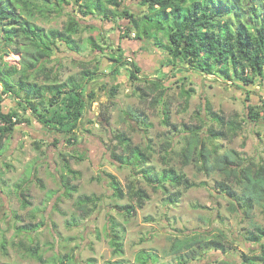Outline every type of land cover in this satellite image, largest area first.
Segmentation results:
<instances>
[{"label":"rangeland","instance_id":"obj_1","mask_svg":"<svg viewBox=\"0 0 264 264\" xmlns=\"http://www.w3.org/2000/svg\"><path fill=\"white\" fill-rule=\"evenodd\" d=\"M125 4L136 14H142L148 9L142 0H124V6ZM72 6L65 5L67 9L64 8L60 14L31 16V20L46 29L62 28L69 19L67 12ZM86 19L81 23L86 24L87 21L92 28L75 35L82 46V52L76 53L60 45L50 61L43 60L39 65L46 66L45 73L50 74L47 78L41 73V83L52 79L55 74H58L60 80H64L84 67L97 72L96 78L90 83V89L97 92L96 99L87 108L86 118L81 123L75 143H69L65 133L45 128L32 116L29 122L19 124L17 130L5 140L3 148L0 147V264H41L28 254L33 245L40 247V252L51 264L57 257L64 264H141L138 256L143 251L150 254L141 257L151 256L155 259L149 260L148 264H220L221 260L233 259L237 254H252L253 249H258V245L246 241L245 236L249 234L252 222L264 226V206L257 205L251 218L246 216L243 207L241 211L233 213L229 206L235 198H230L220 190L218 183L223 179V174L218 170L207 175L199 172L194 163L183 166L175 153L169 155L171 162L166 164L163 161L161 143L165 140V135H170V131L162 121V107L154 102L156 92L149 87L155 86L158 80L167 75L164 80L167 86L165 100L170 102L172 121L181 127L184 124H199L201 116L210 117L208 111H199L206 98L214 111L223 113L227 118L244 120V129L237 137L217 141L219 151L236 149L249 159L264 162V86L244 85L243 88H238L229 80L205 72L175 73L172 65L169 67L170 64L166 62L167 51L160 49L163 45L155 46L153 38L151 41H144L150 51L159 54L161 61L162 70L157 71L153 84L144 79L137 82L132 80L128 71L131 66L125 59H119L118 73L115 75L111 54L115 57L120 53L118 47L123 42L129 45L134 40L131 37H121L125 28L123 21L113 26L110 22L90 16ZM245 20L250 23L253 18L247 14ZM230 26L236 29L234 22ZM142 28L141 25L140 28L131 30V36L138 37ZM1 34L3 31L0 30V38ZM91 36L103 48H107L106 58L101 50H92L88 43ZM21 48V51H13V47L2 49L0 45V65L3 71L22 67V59L28 57L25 54L28 46ZM129 55L124 52L126 58ZM54 66L57 67L55 72ZM166 71L168 72L165 73ZM19 75L16 73L11 77L14 82ZM100 84L107 87L101 88ZM113 86L117 88L114 92L111 90ZM142 87L148 93L144 102L139 96L142 90H138ZM191 87L195 91L188 98L184 91ZM2 89L0 81L2 105L5 111H9L17 104ZM44 99H37L39 109L45 105ZM251 105L263 111L262 118L258 117L256 121L247 118ZM137 107L146 111L148 121L152 124L148 133L139 129V124L135 121L128 117L124 119V111ZM101 112L106 113L108 121H104ZM24 116L28 117V114L25 113ZM121 131L126 132L134 144L145 146L152 140L156 153L144 167H153V171L159 174L165 167L174 165L199 185L184 191L176 204L168 203L167 194L162 189L154 190L145 178L134 175L129 167L113 163L108 147L114 143V134ZM172 136H175V150L178 151L183 145L181 140L184 136L175 133ZM56 138L60 142L54 145ZM35 140L43 142V153L34 144ZM73 155L76 157L73 158ZM80 155L85 157L80 160L77 158ZM64 160L69 161L70 168L78 173L73 175L64 168ZM106 172L116 176L125 192L128 191L127 184L132 181L136 186L145 188L150 194L145 206L137 207L131 215L119 212L115 208L116 204H125L128 210L137 205L136 199L130 200L128 196L122 199L114 197L109 178L104 174ZM63 176H75L67 182L78 186L77 190H71V195L65 193ZM24 180V188L31 202L27 207L23 206L20 196L19 185ZM233 186L238 192L237 197H241L243 185L233 183ZM84 194L100 197L99 206L93 211L94 204L85 201L89 206L87 215L79 207V200ZM74 220L78 225H73ZM30 223L34 225L22 231L18 229V226ZM111 227L115 230H111ZM221 231L225 236L223 240L227 252L220 248L212 249L205 258L188 262H182V256L168 254L172 242L170 238H174L176 234L183 236L199 233L213 237ZM114 232L119 233L122 242L123 251L120 253L115 251ZM232 255L235 256L230 257Z\"/></svg>","mask_w":264,"mask_h":264},{"label":"trees","instance_id":"obj_2","mask_svg":"<svg viewBox=\"0 0 264 264\" xmlns=\"http://www.w3.org/2000/svg\"><path fill=\"white\" fill-rule=\"evenodd\" d=\"M142 3L148 9L142 14H136L127 4L124 6V0H0V30L3 31L0 38L1 48L13 47V51H21V47L28 46L27 53L25 50L28 57L22 59L23 65L20 69L14 67L5 72L0 65L2 91L17 104L16 107L5 111L0 94L1 149L10 134L17 130L18 125L29 122L32 116L52 132L65 133L69 143L73 144L77 140L87 108L96 99L97 92L90 90V83L96 78L97 72L84 67L64 80H60L58 74H55L52 79L41 83L39 75L44 73L49 78L50 74L45 73L46 66L39 65L43 60L50 61L56 50L60 49V45L70 51L81 52L82 46L75 35L84 29L92 28L87 21L86 24L81 23L83 19L87 20L88 16L105 20L113 26L123 21L125 28L121 37H131V30L142 25V32H138V37L150 40L153 38L155 46L163 45L160 49L167 51L166 62L172 65L175 73L205 72L229 80L238 88H243L244 85L264 86V0H142ZM65 5L73 6L67 12L69 19L62 28L46 29L31 20V16L35 15L60 14L64 8L67 9ZM247 14L253 18L250 23L245 20ZM233 22L236 29L230 26ZM88 43L93 51L101 50L105 54L102 44L94 37H89ZM110 59L118 62L119 59H125V56L121 52L115 57L111 54ZM126 62L131 66L130 70L128 69L130 78L137 82L142 78L141 68L132 59L127 58ZM117 65L114 64L115 75L118 73ZM55 70L57 67L54 66L53 72ZM16 73L20 75L14 82L11 77ZM31 77L33 79H30ZM145 82L153 84L154 79ZM103 85L105 84H100V87H107ZM149 88L156 92L154 102L162 107V121L170 131V135H165V140L161 143L163 161L168 164L171 162L169 155L175 153L183 166L194 163L199 172L207 175L218 170L223 174V179L218 183L220 190L230 198H235L229 206L231 212L241 211L243 207L246 216L251 218L257 205L264 206V162L249 159L236 149L220 152L217 143L219 139L233 140L237 137L244 129V120L227 118L223 113L214 111L211 102L206 98L199 111H208L210 117L201 116L199 124H184L183 128L171 119L170 102L165 100L167 86L164 79L161 78L155 86ZM139 89L142 90L139 96L144 102L147 100V90L145 87ZM111 90L114 92L117 88L113 86ZM193 91L195 89L191 87L184 92L190 98ZM43 98L46 102L40 110L37 103ZM262 112L258 107L251 105L247 118L256 121L258 117H263ZM25 113L28 117H23ZM101 117L108 121L106 113L101 112ZM126 117L138 123L139 129L148 133L152 124L143 108L127 109L124 111V119H127ZM171 133L184 136L181 140L183 145L178 151L175 150V136ZM112 140L114 143L108 147V151L113 163L120 167H129L134 171V175L145 178L154 190L162 189L167 194L168 203L176 204L184 191L199 185L174 165L165 167L159 174L153 171V167H144L156 153L152 140L145 146L134 144L132 138L123 131L114 134ZM55 141L54 145L60 142L57 138ZM42 143L41 140L34 141L41 153L44 152ZM84 157L85 155L77 156L80 160ZM64 165L73 175L78 173L70 168L69 161L64 160ZM104 174L109 178L114 197L122 199L128 196L130 200L136 199L137 205L128 210L125 204H116L115 208L119 212L131 215L137 207L143 208L150 199L149 192L142 186H136L134 181L127 184L128 191L125 192L115 175L108 172ZM74 177L63 176V188L67 195H71V190L78 188L77 184H68ZM25 183L24 180L19 187L23 206L27 207L31 202L24 188ZM233 183L243 185L241 197H237L238 192ZM170 188L174 190L171 191ZM86 200L94 204L95 207L91 210L93 211L99 206L100 197L84 194L80 198L79 207L85 215L89 213ZM33 225L24 224L18 226V229L22 231ZM73 225H78L76 220ZM251 225L245 240L252 245H258V249H253L252 254L242 253L241 258L244 263L264 264V226L254 222ZM111 230L115 229L111 227ZM224 237L222 231L213 237L199 233L183 236L176 234L174 238H170L172 242L168 254L182 256V262H188L200 257L205 258L212 249L220 248L227 252ZM113 244L117 253L123 251L117 232H114ZM39 248L37 245L30 246L28 254L41 264H51ZM148 254L150 253L146 251L139 253L137 259L141 264H148L149 260L155 261L151 256L145 257ZM57 258L61 260L60 257ZM57 258L52 264H64ZM219 263L235 264L228 260H221Z\"/></svg>","mask_w":264,"mask_h":264},{"label":"crops","instance_id":"obj_3","mask_svg":"<svg viewBox=\"0 0 264 264\" xmlns=\"http://www.w3.org/2000/svg\"><path fill=\"white\" fill-rule=\"evenodd\" d=\"M137 36H138V34H137ZM131 39L134 41L129 42V45H126V44H124L125 42H123V45L119 46L118 49L124 50V52L129 53L130 55L128 58L134 60L136 62V64L139 65V67L141 68V72H140V76L142 77L141 79L151 81L152 79H154V76L157 75L156 74L157 71L162 70L161 61L158 58L159 54H154L152 52V50L150 51V47H147L148 45L145 44V42H144L145 40L151 41L149 38H145V37L139 38V37H132L131 36ZM142 40H143V42L141 43ZM146 47L149 48V50ZM95 51H99V50H95ZM104 52L106 53V48H104ZM119 52L121 53V51H119ZM76 53H80V52H76ZM103 56L105 57V54ZM126 59L127 58L125 57V60ZM112 64H118V62L112 61ZM165 66H167V64H165ZM170 66L171 65H169V67ZM126 71L127 70H124V72H126ZM167 72L168 71H166L165 73H167ZM165 76L167 77L166 74H165ZM165 78H164V80H165ZM257 248H258V246H257ZM234 256L232 255L230 257H234ZM234 259H236V261H234ZM225 260H228V261L235 263V264H251V263H244L243 259L241 258V254H237V256H235L233 259L227 258Z\"/></svg>","mask_w":264,"mask_h":264}]
</instances>
